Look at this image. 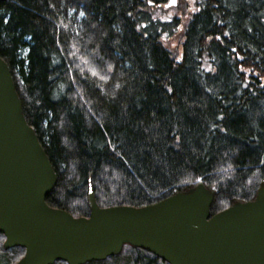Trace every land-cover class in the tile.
Masks as SVG:
<instances>
[{"label": "trees", "instance_id": "trees-1", "mask_svg": "<svg viewBox=\"0 0 264 264\" xmlns=\"http://www.w3.org/2000/svg\"><path fill=\"white\" fill-rule=\"evenodd\" d=\"M0 58L56 176L49 207L88 217V186L140 208L201 183L210 216L255 198L264 0H4ZM3 242L0 264L23 257ZM86 264L166 263L124 245Z\"/></svg>", "mask_w": 264, "mask_h": 264}, {"label": "water", "instance_id": "water-1", "mask_svg": "<svg viewBox=\"0 0 264 264\" xmlns=\"http://www.w3.org/2000/svg\"><path fill=\"white\" fill-rule=\"evenodd\" d=\"M55 183L0 58V233L4 250L24 249L14 264L104 261L124 245L167 264H264V177L253 201L213 216L214 193L199 183L140 208H99L88 186L89 216L73 218L46 204Z\"/></svg>", "mask_w": 264, "mask_h": 264}, {"label": "snow or ice", "instance_id": "snow-or-ice-1", "mask_svg": "<svg viewBox=\"0 0 264 264\" xmlns=\"http://www.w3.org/2000/svg\"><path fill=\"white\" fill-rule=\"evenodd\" d=\"M172 2L174 3V2H175V0H172Z\"/></svg>", "mask_w": 264, "mask_h": 264}]
</instances>
